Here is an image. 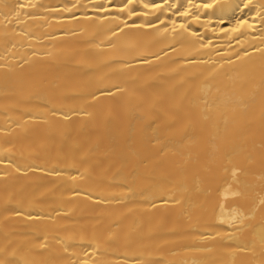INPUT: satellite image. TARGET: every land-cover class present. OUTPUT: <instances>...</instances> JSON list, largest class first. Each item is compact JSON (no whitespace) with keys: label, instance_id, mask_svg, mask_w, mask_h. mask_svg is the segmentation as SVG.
I'll use <instances>...</instances> for the list:
<instances>
[{"label":"bare ground","instance_id":"obj_1","mask_svg":"<svg viewBox=\"0 0 264 264\" xmlns=\"http://www.w3.org/2000/svg\"><path fill=\"white\" fill-rule=\"evenodd\" d=\"M0 264H264V0H0Z\"/></svg>","mask_w":264,"mask_h":264}]
</instances>
